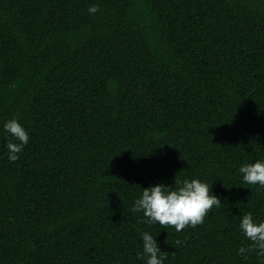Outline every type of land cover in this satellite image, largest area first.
I'll return each mask as SVG.
<instances>
[{
  "label": "trees",
  "instance_id": "1",
  "mask_svg": "<svg viewBox=\"0 0 264 264\" xmlns=\"http://www.w3.org/2000/svg\"><path fill=\"white\" fill-rule=\"evenodd\" d=\"M14 118L30 140L10 163ZM257 159L264 0H0V264H145L144 231L164 264H264L238 251L243 214L264 220L238 172ZM175 177L220 199L203 224L131 211Z\"/></svg>",
  "mask_w": 264,
  "mask_h": 264
},
{
  "label": "clouds",
  "instance_id": "2",
  "mask_svg": "<svg viewBox=\"0 0 264 264\" xmlns=\"http://www.w3.org/2000/svg\"><path fill=\"white\" fill-rule=\"evenodd\" d=\"M98 11L99 7L96 5L88 9L93 15ZM2 132L6 138H11L6 144L7 157L10 163L15 162L29 143V133L15 118L3 124ZM238 172L245 184L264 188V159L242 164ZM221 204L206 182L175 177L174 186L157 183L143 189L140 196L134 200L131 211L143 213L145 222L149 224L158 223L160 226L174 227L176 232H181L186 227L195 228L203 224L212 208ZM239 230L249 242L239 248V254L245 256V253L254 251L257 257H264V220H258L253 213L247 212L240 219ZM141 240L143 251L138 255V259L144 260L145 264H164L167 255L161 251L156 237L144 231L141 233Z\"/></svg>",
  "mask_w": 264,
  "mask_h": 264
}]
</instances>
